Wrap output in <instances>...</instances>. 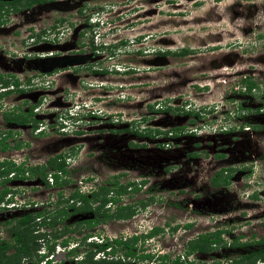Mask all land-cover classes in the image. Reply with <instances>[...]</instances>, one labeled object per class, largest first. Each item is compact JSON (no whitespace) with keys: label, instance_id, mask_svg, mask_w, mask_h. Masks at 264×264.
<instances>
[{"label":"rangeland","instance_id":"1","mask_svg":"<svg viewBox=\"0 0 264 264\" xmlns=\"http://www.w3.org/2000/svg\"><path fill=\"white\" fill-rule=\"evenodd\" d=\"M96 2L103 3L105 7L114 4L112 6L116 11L128 9L130 5L122 6L126 2L123 0ZM154 9L159 12L146 19L145 25L141 27L118 25L112 28L110 24L111 26L101 28L103 31L100 43L105 48L108 47L100 54L103 56L100 66L108 70L102 77H77L72 80L65 74L57 75L51 79L46 78L43 82L40 80V83L36 80L39 85L24 93V99L28 101L17 99L19 94L9 95L6 98V101L11 99L9 105L14 104L15 107L20 104L23 109L32 102L33 97L40 98L41 104L35 113V120L32 121L36 127L41 125L42 129L37 133L29 128L19 132L16 128L18 126L10 125L11 131L14 129L12 133L19 132L20 135L12 136L8 140L7 151H13L11 148L16 141L24 142L20 147L24 145L26 163L31 166L42 164L48 157L62 155L67 164V172L63 176L69 179V183L60 189L63 196L73 185L74 188L75 184L77 187L82 177H91L95 185L105 182L107 184L106 180H110V176L116 172L127 173L128 169L132 170L127 174H135L136 185L142 180L151 182L149 194H141L140 191L125 195L123 201L138 202L145 195H150L149 198L158 196L152 198L154 202L150 201L146 206V210L154 215L144 211L143 213L147 218H155L159 227L163 223V227L137 248L135 252L138 255L124 257L122 250L125 249L120 247L112 257L113 262L108 264H147L162 250L169 251L170 256H174L186 248V237L192 238L195 233L209 232L217 228H223L222 237L226 243L231 244H217V252L213 257L202 254L199 260L201 263L194 261L196 264H263L253 252L260 248L261 244L257 240L264 236V109L255 110L264 100V96L256 91L254 95L237 90L240 79L251 76L252 81L264 92V87H261L264 83V0H163L152 11ZM37 14L34 10L33 16ZM146 24H150L152 28L145 27ZM36 45L33 48H21L25 51L22 54L25 64L33 63V66L25 67L22 71L24 77L34 74L33 69L39 68L37 63L42 64L44 57H39V54L50 51V48L41 47L45 43ZM162 45H168L169 52H177L180 47H186L188 52L182 56L168 53L162 59L152 52ZM3 51L0 50V61L5 56L7 61L12 60L14 63L12 67L6 63V68L19 71L15 58L20 57L18 49L10 47L8 51ZM33 57L36 59L33 60ZM127 68L130 69L127 71ZM30 83L34 85L36 82ZM28 87L25 85L24 89ZM232 100L237 103L236 106ZM162 102L170 109L157 115L156 111H150V104H155L153 109H156ZM193 104L206 109L211 106L209 114L197 117L185 115L186 108L189 105L188 108H191ZM229 109L233 110L232 116L235 118L231 116L227 120H221ZM90 110L94 113L82 115L81 121L75 124H71L68 118L65 119L66 116ZM228 124L231 126L228 127ZM258 124L260 126L257 128ZM135 127H145L146 130L150 127L155 135L152 134L149 139L143 134L134 137L129 133ZM121 128L127 130L116 131ZM167 131H171L170 136ZM230 136L234 144L231 149H244V156H249L240 165L253 166L252 173L241 171L238 178L236 177V186L229 193L217 186L212 191L204 188L195 194V188L207 182V176L200 178L199 174L194 182L195 169L201 171L207 166H196L183 154L194 152L195 146L206 144L205 142L209 144L210 140L218 144L220 141L229 142ZM130 141L137 143V146L147 147L142 151L128 149L125 144L129 145ZM166 141L169 142L168 149L152 152V148ZM205 155L206 151L202 149L197 156ZM146 156L148 158L143 160ZM124 161L130 166L124 165ZM222 161L225 159H220L215 168L223 164ZM201 162L207 165L206 161ZM101 176L107 177L104 182L99 178ZM140 176L142 177L139 178ZM35 179L22 184L26 189L19 194L25 200L41 202L30 206L28 210L31 212L41 210L48 201L55 198L59 190L45 186H39L40 190L28 189L36 183L39 184ZM91 181L84 185L91 188ZM15 184L18 183L14 179L8 182V185ZM2 187L0 184V189ZM180 196L183 198L178 199ZM157 198L159 200L156 201ZM176 200H192L194 203L188 204L182 214L179 209L171 206ZM202 208L204 209L201 210ZM19 212L18 209L0 207V242L8 244L4 249L6 255L12 253L15 247L12 245L11 226L1 222L20 216ZM136 213L140 214L137 208L133 217L137 216ZM183 215L187 219L181 218ZM182 221L191 222L190 227L177 228ZM116 222L122 229V224H132L127 219ZM118 223L109 222L105 225V234H115L109 229L116 227ZM61 224L64 225V221H57L54 227L46 229L40 225V221L34 219L31 230L26 234L27 243L35 237L36 230L33 229L37 228L41 234L36 239V245L33 242L34 248L54 244L51 258L55 260L54 264H67L70 258L66 250L63 251L58 245L60 240L69 236L66 229L61 228ZM238 237V241L247 242L246 245L236 244ZM40 247L37 252L32 251L15 264H41L37 258ZM145 252H150L154 257H138ZM0 264H3L2 258Z\"/></svg>","mask_w":264,"mask_h":264},{"label":"flooded vegetation","instance_id":"2","mask_svg":"<svg viewBox=\"0 0 264 264\" xmlns=\"http://www.w3.org/2000/svg\"><path fill=\"white\" fill-rule=\"evenodd\" d=\"M123 1L126 2L125 3L123 2L124 4H122V6L128 5L130 3L129 8L116 11V9H114V7L112 6L114 4H112L109 7H105L103 3L102 4L98 3L96 2V0H0V31H3L0 33V41H1L0 50L8 51L10 47H14L15 49H18V52L20 53L19 55L20 57H15L18 62L16 67L20 69L19 71L14 70V68H11L10 70L6 68L5 66L6 63H9V67H12L11 65H14V63L12 62V60L7 61L5 56L4 57L2 56L1 57L2 61H0V87H1L0 89H2L0 90V152L2 153V154L0 153V164L2 163L1 166H3V164H5L8 161L7 159L10 156H13L14 154L17 153H20L26 159L27 154L23 149L24 145L20 147L21 144H25L24 142L20 143V140L16 141V143L12 145L11 149L13 151L11 152L7 151V149L9 148L7 142L12 136L18 135L19 137L20 130L21 132H23L22 130L24 128H29L30 131H34L33 121L35 120L34 117L36 113L34 112V109L39 108V105L41 104V102H39L40 98L38 99V97L36 98L33 97L32 102H30L29 105L26 106V109H23V106H21L20 104H17V106L15 107L14 104L9 105L11 99L10 100L7 99L6 101V98L9 95L11 96L14 94L16 95L19 94L17 99H22V101H28L24 99L25 97L24 93L26 92L28 93L30 90H32L34 86H38L39 85L38 82L39 83L41 82L40 80H42L43 82L45 81L46 78L51 79L52 77H55L57 75L62 76L63 74H65V76L67 77L69 76L70 79L74 80L77 77L88 79L89 77L92 78L102 77L104 73L107 74L108 73L107 68L100 66V64L102 63L101 60L103 58V56L100 54H102L101 52L106 50L108 47L105 48L106 46L100 43L101 41L100 32L103 31L101 30V28L103 27H101L98 24L100 23L98 22L99 18L102 17L101 20L105 18H109L110 20H108L107 24H111L112 26L111 25L110 26L112 28L113 27L116 28L118 27V25L141 27L145 25V22L147 21L146 19L153 17L159 12V10L156 9H154V11L152 10L155 7V5L158 4V2H161L163 0H123ZM105 9L108 10L107 12L104 13ZM34 10L35 12H38L36 16H33ZM42 11H46V13H43ZM125 18H127V20H125ZM120 21H124V23L123 22L119 23ZM145 27L152 28L150 24L148 25L146 24ZM37 43H45V45H42L41 47L50 48V51L43 53L41 55L39 54V57H44L42 58L43 59L42 64L37 63L36 65L39 68L33 69L34 74L24 77L22 75V71L24 70L25 67L27 68L33 66V63L25 64L26 61H24L23 59L24 56L22 55L23 53L25 54V51H22L21 48L24 47L33 48L34 46H37L36 45ZM144 46H147V44H145ZM157 48L158 50H153L152 52H154L157 57H160L162 59L166 58V56H168L167 55L168 53L178 54V56H182V55H186V53L188 52V51L183 52V49H187L186 47L178 48L177 52H171V51L169 52L168 45H164V46L162 45L161 47L158 46ZM34 59L36 58L33 57V60ZM129 69L130 68H127L126 70L128 71ZM30 81H35L36 83L32 85ZM25 85L29 87L24 89ZM40 89L41 88H38V90ZM149 106H151V108L149 107L150 111H156L155 113L156 115L157 113L166 110V109H159L160 107L167 108V106H165V102L160 103L159 107L157 105L156 109H153V105H149ZM189 112L196 113L195 110ZM185 115H189V113L187 114L185 112ZM24 116L28 117L25 122L23 121ZM89 117L93 118V116H89ZM10 125L18 126L16 128L17 130H19V132L12 133L14 132V129H12L11 131L12 127ZM128 128L130 129L129 126ZM123 129H125L126 131V128ZM149 129L146 130V128L140 129L138 127H135L134 129L131 128L130 130L131 132L129 134L134 137H137V134H135L134 132L143 131L144 133L146 132L144 137L149 139L150 136L152 137V134L155 135L153 131ZM232 136L228 137V139L230 140L229 142L220 141V143L218 144L217 142L210 140L209 144H207L208 142H205L206 144H199L198 146H195L194 152L190 151L189 153L185 152L183 154L187 156L188 159L192 160V164H195L196 166L198 165L207 166L205 170L201 169V171L203 170V172L199 171L200 169L197 170L195 169L194 172L195 175L193 179L194 182L198 177L197 174L200 175V178H204L205 176H207L206 177L207 182H203V185L201 184L199 185V187H196L195 194H198V192H201L204 188H207L208 191H212L215 188H217V186L220 188V190L225 189V191L229 193L231 192L233 187L236 186L235 182L238 181L237 178L240 175L241 171L243 170H245L246 172L251 171L252 173L251 169L253 166L245 167L243 165H240V163L244 161L243 159L245 157H249V156H244L243 154L244 149L243 150L237 149L236 151H233L231 149L232 146L234 145L232 144L233 142L231 141ZM196 144L197 142H195V145ZM159 145L162 147L160 146L154 147L152 148V152L154 151L157 152V150L160 151L163 149H168L170 147L168 146L169 144H164V143ZM125 146H127L128 149H137L136 151L145 150L146 149L145 147H147L145 145H142V147L137 146V143H133L131 141L129 145L125 144ZM241 146H243L242 143ZM202 149L203 150L205 149L207 155L203 157L197 156ZM147 158L148 157L146 156L143 160H146ZM220 159L222 160L225 159V161H222L224 163L219 165L217 168H215L218 164L217 162ZM202 160L206 161L207 165L203 164V162H201ZM124 163H125L124 165L130 166L125 161ZM1 166L0 169L3 168ZM209 167L212 168L209 170ZM130 170L132 169H128L127 173H130L131 172ZM138 172L141 171L139 170ZM127 173L116 172L113 176H110L109 178L110 180H106L107 177L104 178L102 176L99 177L102 179L103 182L106 180L107 184L106 182L105 184L104 183H99V185L96 184V186L93 187L90 193L84 194L88 199H91L92 198L91 194L96 193V199L94 201H91V205L89 206V203L88 206L87 204L86 205L84 204L83 210L77 211L75 213L71 212L73 208L70 207L68 210V212L70 213L63 220L60 221V223L64 221V225L61 224V228L62 229L65 228L66 232L69 234V236H66L64 239L60 240V243L63 244V240H66V243H71V246L78 244V246H76L74 250L71 251V253H68L70 258L67 264H72L73 262H77L83 259L82 255L84 254V252L88 251L89 248L91 247L90 242H87V239L89 237H93L95 234L104 235L105 237H108L109 239L112 240V243L114 244L113 242L114 238L122 241H127L129 238H131L133 232H135L136 229L135 226H139L140 228H142L141 225L142 226L147 225L152 230H154V233H152L150 236L145 238L139 237L135 240L131 248L134 252L133 255L125 256V254L123 253L124 257L129 258V257H135L134 255H138V252H135L137 248H139L144 241L147 242V240H150L152 236H155L161 230L160 228L163 227V223L160 224L161 226L159 227L157 225L159 223L157 219H156L157 222H155L154 220L155 218L154 219L147 218L145 217L147 215L145 214L144 216L143 213L144 211V212H148V214L151 213V216L154 215L153 212H149V210H146V206L148 205V202L153 200L152 198H156L158 196L154 195L153 197L151 196V198H149L150 195H145V197L138 202H136L135 200H133L132 202L123 201L125 195L126 196L131 195L140 191L141 194H146V193L149 194L148 192L151 191L150 188L151 182L149 181L144 182V180L142 181L140 180L141 182L137 183L136 185L134 182L136 181L135 179H137L135 174L134 173L127 174ZM216 174L219 176L220 180L218 181V183L214 181V183L212 184L211 180L213 177L216 178ZM141 177L142 176H140L139 178ZM9 181L10 180L8 179H4L2 174V177L0 178V184L4 187L8 185ZM224 181H226V183H224ZM101 186H102V190L95 192ZM3 187L0 189V191L3 189ZM245 187L246 186H244V188ZM75 189H76V184H75V188L73 185L69 192H72ZM100 198L102 199L106 198L107 200L101 203ZM182 198L183 197L180 196L178 199H182ZM157 200L159 199L157 198L156 201ZM80 201L81 200H77L75 205L78 206V203ZM174 202L175 203H172L171 206L176 209H179L181 212L185 210L184 208H186L188 204L193 205L194 203V201L192 203V200L190 201L176 200ZM127 206H130V209L133 210V212L130 216L125 218L129 221L133 220L135 221V223L126 224V226L122 224L124 227V229H122L121 225L116 221L124 220L125 218H116L114 216H111V214L118 207H122V209H124ZM79 207L80 206H78L77 208ZM136 208L139 210L140 214L136 213L137 216L133 217ZM194 209H198V208L194 207ZM203 209L204 208H202L201 210ZM93 210H96V212L93 213ZM35 212H38V210H35ZM186 213H187V209H186ZM16 218L4 220L1 223L6 224L8 227L9 226L12 227L16 222ZM181 218L187 219L185 218L184 215ZM11 220H13V223H10ZM162 220L165 221L163 217ZM109 222L113 224L118 223L116 227L109 229L115 232V234L111 233L112 235L110 236L106 235L104 232V226L107 225ZM139 223H141V225ZM179 223L180 224H178L177 228L183 227L184 222L182 221ZM51 227H54V225H50L49 228ZM119 227L121 231H119ZM174 227L176 228V226ZM217 229L219 230L221 228H217ZM216 230L203 232V233H195V235L192 238L186 237V240H191V241L199 240L201 234L203 235L208 234L210 237L209 240L210 239L213 240L214 235H211V233L215 232ZM74 234H79L80 236ZM223 234L224 231L219 234L218 241L216 239L208 244L205 243L204 244V246L206 247L205 251L194 250L192 251V253L188 254V257L192 256L190 259L195 262L197 261L198 263H201V261L199 260L201 259L200 257L202 254L203 255L208 254L209 256L213 257V255H215V252H217L215 248L217 247V244L226 243V240H224L225 238L222 237ZM39 236H41V234H39ZM262 238L264 239V236L263 237L261 236L260 239ZM232 239L235 240L236 238H232ZM238 239L239 237L237 238V241ZM35 240H36L35 237H33V242H35L36 245ZM237 241H235L236 244L246 245L247 243V242H239V241L237 242ZM229 243L231 244V242H227L226 244L229 245ZM263 244L264 243H261V246ZM52 246H54L53 243ZM117 247L120 248L119 245H116V249ZM116 249L114 250L115 253L113 252L112 255L116 254L117 252ZM122 251H126V249ZM93 253L94 254L92 255V260L94 261L100 260V257L95 258L96 253L94 252V250ZM147 255L148 256L150 255L148 259L152 258V256L154 257V255L151 254L150 252L141 253L140 256L138 257L147 259V257H145ZM22 258H25V256H23ZM158 261H160L159 258H157V260H154L153 263H157ZM117 262L119 261L117 260Z\"/></svg>","mask_w":264,"mask_h":264},{"label":"trees","instance_id":"3","mask_svg":"<svg viewBox=\"0 0 264 264\" xmlns=\"http://www.w3.org/2000/svg\"><path fill=\"white\" fill-rule=\"evenodd\" d=\"M187 49H183V52H187ZM253 78L249 77V76H244L242 79H240L239 83H240V87H242V91L244 93H248V94H254L257 92L259 93V95H263L264 96V92L261 91V88L259 85H256V83H254L252 81ZM264 87V83H262V86ZM240 90V89H239ZM256 91V92H255ZM151 108V106H149ZM159 109H170L169 107L167 108H159ZM262 110L264 109V100L261 101L260 105L257 106V108H255V110ZM189 109L187 107V109L185 110V112L190 115H195L196 117L198 116L197 113H192L189 112ZM28 116V115H27ZM24 116V122L27 120L28 117ZM260 126V124H258L257 128ZM33 127H35V125L33 124ZM127 130V128H126ZM118 131H125V130H118ZM137 135H145V133L143 131L134 132ZM60 158V160H58ZM2 165V163L0 164V166ZM2 169H0V176L6 175L8 172L16 170L17 173L20 172L22 174V172L27 171L29 177L30 176H34L36 174L39 175V178L41 181H44V176L47 172L48 169H51L53 171V177H54V184L53 186H60L63 187L65 185H67V183L69 182L68 178H61L60 176L56 174V171H61L63 174H65L67 172V169L65 167V163L64 160L62 159L61 155H56L54 157H49L46 162L44 164H40V165H36V166H16L13 162L11 161H7L5 164H3ZM220 180L219 176L216 174V178H212L211 183L213 184L214 181H216L218 183V181ZM2 183V182H1ZM224 183H226V181H224ZM6 188L3 187V189L0 191V196L3 192H5ZM102 190V186L99 187V189L95 192L101 191ZM107 190V189H106ZM101 194V192H100ZM57 197L56 200L54 202V204H50L49 209H42L38 212H26L24 214H22L20 217L16 218V222L15 224L10 228L11 231V235H12V245L15 247L14 251L12 253H10L9 255L4 254V249L6 247H8V244H6L5 242L1 241L0 244V258L3 259V264H15L21 257L29 255L33 250H34V244H33V240L31 239L29 243H27L26 241V234L29 232V230H31V222H33V218L36 216H41L42 218V223L47 224V225H54L57 223V221H61L63 220L70 212H68L69 208H73L71 212H77V211H82L84 208V204L88 206L91 205V201H94L96 199V193L95 194H91L92 198L88 199L84 194L79 193V191L77 189L73 190L72 192L67 193L65 196H63L62 191L58 190L57 193ZM101 199V203H103L105 200H107L106 198H100ZM77 200H81L78 203V206H80L79 208H77L78 206L75 205V203L77 202ZM77 206V207H76ZM89 209V208H88ZM98 209V208H97ZM96 210H93V213H95ZM133 210L130 209V206H127L126 208L122 209V207H118L117 209L114 210V212L111 214V216H114L116 218H125L128 217L132 214ZM191 224L190 222L184 223V227L187 228L189 227ZM224 230L221 229H217L215 232L211 233V235H214L213 240L217 241L219 240V234L221 232H223ZM152 233H154V230H152L149 234H147L146 237L150 236ZM139 238L138 235H133L131 238H129L127 241H122V240H118V239H113V242L115 245H113V243H103V244H96V243H90L91 247L89 248L88 251L84 252L83 259L77 261V262H73L72 264H108L113 262V260H109V258H107L108 256L110 257L112 255V253L114 252V246L119 245L120 247H124L126 249V251H124L125 256H130L133 255V250L131 249L135 240ZM209 235L208 234H201L200 235V239L199 240H186L185 241V246L186 249H184L183 254H175L174 256H169V254H160L157 255L156 259L159 258L160 261H158V263L156 264H196L193 260H191V257H188V254L192 253V251L194 250H198V251H205L206 247L204 246L205 243H210L211 241H213L212 239L209 240ZM66 243V240H63V244ZM257 243H264V239H260L257 240ZM206 244V245H207ZM110 248V250L108 252L104 253V256L102 258H100V260L94 261L92 260V255L93 250L94 251H100V250H104L106 248ZM52 247H48L49 250H51ZM119 248V247H117ZM74 249L69 250V253H71V251H73ZM255 255H257V257L259 259H261V261H264V244L258 248L255 252H253ZM150 256V255H149ZM148 255L145 256L149 257ZM144 257V256H142ZM76 261V260H75ZM161 262V263H160Z\"/></svg>","mask_w":264,"mask_h":264},{"label":"built area","instance_id":"4","mask_svg":"<svg viewBox=\"0 0 264 264\" xmlns=\"http://www.w3.org/2000/svg\"><path fill=\"white\" fill-rule=\"evenodd\" d=\"M242 90V88H241ZM233 101V100H232ZM234 103V106L237 105V103L235 101H233ZM197 109V108H195ZM225 112L228 113L229 117H231L234 112L232 109H229V110H226ZM200 115H208L209 113L208 112H198ZM233 117V116H232ZM223 118H221L222 120ZM220 120V118H219ZM8 161H11L13 162L16 166H31V165H28L26 163V159L24 158V156H22L20 153H17V154H14L13 156H10L8 159ZM46 161L42 162V164H44ZM37 166L40 165V164H36ZM34 165V166H36ZM67 164H65V167L67 169ZM56 174L60 176V179L61 178H65L63 175V173L59 170V171H56ZM4 179H8V180H12L14 179L15 181H17L18 184H15V185H7V186H4L6 189L5 192H3L0 196V207L1 208H6V209H18V210H22V209H25V210H28V208L30 206H36L37 204H41V202H36L34 200H25L23 199L22 197H20V195L25 191V187L23 185L27 184V182H31L30 180H33V178H36L35 180L37 182H39V184L36 183V185H34V187H28V189H31L32 188V191L34 190H40L38 188L40 187H55L57 189H61L60 186H53L54 184V177H53V171L51 169H48L45 176H44V181H41L40 178H39V175L36 174L34 176H30L28 175L27 171H24L22 172V174L20 172L17 173L16 170H13V171H10L8 172L6 175L3 176ZM35 181V182H36ZM23 184V185H22ZM85 182L82 181V180H79L78 183H77V189L79 192L81 193H87V192H90L91 188H93L94 185H92L91 188H89V186L87 187L86 185H84ZM40 186V187H39ZM57 193H58V190H57ZM20 194V195H19ZM56 197H57V194L55 196V198H52L50 201H48L45 206H43L42 209H49L50 207V204H54L55 200H56ZM3 198V199H2ZM41 216H36L35 217V220L36 221H41ZM36 231H38L36 229ZM101 257V253L100 252H97L95 254V258L96 257ZM108 258V257H107ZM41 263H43V261H40Z\"/></svg>","mask_w":264,"mask_h":264},{"label":"clouds","instance_id":"5","mask_svg":"<svg viewBox=\"0 0 264 264\" xmlns=\"http://www.w3.org/2000/svg\"><path fill=\"white\" fill-rule=\"evenodd\" d=\"M107 10L108 9H105L104 10V13L105 12H107ZM107 15V14H106ZM102 18V17H101ZM101 18H99V20H98V22H100V23H98L101 27H106V26H109L110 24H107L108 23V20H110L109 18H105V19H102L101 20ZM101 20V21H100ZM100 35H101V32H100ZM249 77H251V76H249ZM241 88L242 87H240L239 86V88H238V90L237 91H241V92H243L242 90H241ZM240 89V90H239ZM160 104V103H159ZM158 104V105H159ZM150 105H155V104H150ZM191 105V104H190ZM189 105V106H190ZM188 106V107H189ZM82 107H84V106H82ZM195 108H197V109H195ZM187 109V108H186ZM189 109H191V110H189V111H196V113L198 114V115H200L198 112H203V111H205V112H208L209 113V111H210V109H211V106H209L208 107V109H206V108H204V107H196V106H194V104H193V106L191 107V108H189ZM205 109V110H204ZM38 110V108H36V109H34V112H36ZM83 110H84V108H83ZM261 110V109H260ZM87 113H94L92 110H90V111H84V112H80V113H77V114H75V115H70V116H66L65 117V119L67 120V118H68V121L71 123V124H75V123H77V121H80L81 120V116L82 115H86ZM236 113H238V112H236ZM232 118H235V116H233ZM112 119V118H111ZM223 119H225V120H227V119H229V115H227V112H225V117L223 118ZM35 125V124H34ZM59 125H61V123H59ZM40 126L41 125H39L38 127H36V125H35V127H34V131L36 130V133L37 132H40V130L42 129V128H40ZM231 125L230 124H228V127H230ZM142 128H145V127H142ZM167 134L170 136L171 135V132L170 131H168L167 132ZM167 134L165 135V136H167ZM169 136H167V137H169ZM164 144H169V142L168 141H166ZM58 155H60V154H58ZM56 156V155H55ZM62 156V155H61ZM52 157H54V156H52ZM62 159L64 160V158H63V156H62ZM58 160H60V158L58 159ZM65 163V162H64ZM66 164V163H65ZM82 181H84V182H88V181H91L92 180V178L91 177H82V179H81ZM91 185H94L93 187H95L96 185H95V183L93 182V181H91ZM76 189H77V187H76ZM93 188H91V190H92ZM78 190V189H77ZM91 190H90V192H91ZM90 192H87V193H90ZM79 193H81V192H79ZM82 194H85V193H82ZM140 201V200H139ZM18 211H20V213H21V215L22 214H24V213H26V212H31V210L29 211V210H25V209H22V210H18ZM38 211H40V210H38ZM34 219H35V217L33 218V221H34ZM126 219V218H125ZM129 221V220H128ZM141 222V221H140ZM184 222V221H183ZM37 224H38V222H36ZM131 223L133 224V223H135V221H133V220H131ZM185 223H187V222H185ZM191 223V222H190ZM140 225H141V223H139ZM40 225H43L46 229L48 228V227H50V225H47V224H44V223H42V219H41V221H40ZM141 227L142 228H140L139 226H135V232H133V235H138L139 237H143V238H145L146 236H147V234H149L151 231H152V229L150 228V227H148L147 225H144V226H142L141 225ZM183 227H184V225H183ZM37 229V228H36ZM36 229H33V231L34 230H36ZM132 235V236H133ZM41 236H39V232L38 231H36V233H35V239H38V238H40ZM115 239V238H114ZM36 241V240H35ZM87 242H90V243H96V244H103V243H112V240L111 239H109L108 237H105V236H102V235H99V234H95L93 237H89L88 239H87ZM58 245L62 248V250L63 251H65L66 250V252L67 253H69V250H71V249H74L76 246H78V244H76V245H74V246H71V243L69 244V243H64V244H61L60 242H58ZM113 245H115V244H113ZM52 247L51 248V250H49L48 249V247ZM40 247V246H39ZM39 247L36 249V248H34V250L33 251H35V252H37V250H39ZM41 249H40V252L37 254V258H38V263L40 262V261H43V263H41V264H54L55 263V260H51V258L53 257V252H54V246H52V243L51 244H45V245H43V247H40ZM114 248L116 249V246H114ZM114 249V250H115ZM110 250V248H106V249H104V250H100V251H97V252H100L101 253V257L100 258H102L103 256H104V253L105 252H108ZM95 253H97L96 251H94ZM183 252H184V250L182 251V252H179L178 254H183ZM114 253H115V251H114ZM160 254H169V256H170V252L169 251H164V250H162V251H159V253L157 254V255H160ZM157 255L155 256V259H156V257H157ZM112 257H113V255L112 256H108V258H109V260H111L112 259ZM171 257V256H170ZM97 258V257H96ZM154 262V259H151V262H149V263H147V264H156V263H153ZM158 263V262H157ZM161 263V262H160ZM264 264V263H263Z\"/></svg>","mask_w":264,"mask_h":264}]
</instances>
